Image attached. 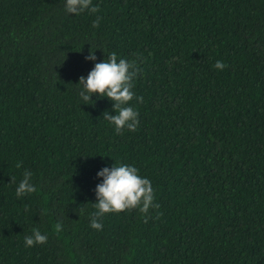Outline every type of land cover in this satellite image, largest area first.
I'll return each mask as SVG.
<instances>
[{"label":"trees","instance_id":"1","mask_svg":"<svg viewBox=\"0 0 264 264\" xmlns=\"http://www.w3.org/2000/svg\"><path fill=\"white\" fill-rule=\"evenodd\" d=\"M92 6L0 0V264H264V0ZM113 52L141 69L135 132L104 119L106 96L78 94ZM114 164L149 179L159 208L96 230L97 173ZM26 170L37 191L17 197ZM33 228L47 242L26 247Z\"/></svg>","mask_w":264,"mask_h":264},{"label":"clouds","instance_id":"2","mask_svg":"<svg viewBox=\"0 0 264 264\" xmlns=\"http://www.w3.org/2000/svg\"><path fill=\"white\" fill-rule=\"evenodd\" d=\"M88 10L95 14L99 11L98 6H92V0H66V11L79 15ZM101 17L97 16L93 21V27H98ZM89 60H95V51L90 49ZM213 67L217 70H224L226 65L223 61L217 60ZM141 71L136 63L128 62L123 58L118 60L115 52L111 53L107 60L96 63L94 68L89 72L87 78L80 77L79 96L87 104L93 94L99 97H107L113 101V110L115 115L108 112L104 113V119L108 120L115 126V131L120 133L124 128L135 132L139 124L138 112L131 106H127L134 98L133 78ZM137 101H142V97H136ZM17 168L21 164L16 165ZM98 177H103V182L96 186L97 202L94 204L95 212L90 213L91 227L96 230H102V223L98 219L106 213H119L125 210L138 209L144 215V222H148L147 213L150 208H159L154 204V190L151 182L147 178L139 175V170L127 164H114L111 169L103 168L97 173ZM23 179L16 188V196L21 197L25 194L34 193L36 187L31 183L32 173L25 171ZM162 215L157 213V217ZM58 223L55 231L61 230ZM47 235L33 228L32 235L26 236L24 243L26 247H32L35 244H45Z\"/></svg>","mask_w":264,"mask_h":264}]
</instances>
